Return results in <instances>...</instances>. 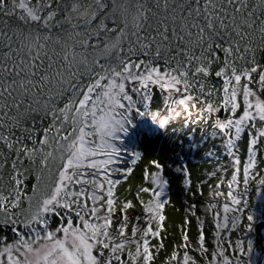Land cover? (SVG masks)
I'll use <instances>...</instances> for the list:
<instances>
[{
    "label": "snow or ice",
    "instance_id": "6c2138e0",
    "mask_svg": "<svg viewBox=\"0 0 264 264\" xmlns=\"http://www.w3.org/2000/svg\"><path fill=\"white\" fill-rule=\"evenodd\" d=\"M258 52L264 0H0V226H12L15 236L0 235V264H154L170 202L165 164L151 160L154 170H143L147 186L135 193L136 203L117 194V174L126 180L133 171L121 167L125 156L135 165L142 155L119 147L134 117L165 131L175 120L203 122L210 138L222 141L230 178L210 186L201 206L214 250L206 246L205 218L191 204L193 250L207 264H250L253 240L229 237L252 231L242 224L245 197L251 182L264 188ZM157 96L163 114L152 111ZM169 167L190 189L188 165ZM197 194L203 196L200 185ZM137 205L142 214L130 227L128 212ZM183 232L168 264H198Z\"/></svg>",
    "mask_w": 264,
    "mask_h": 264
},
{
    "label": "rangeland",
    "instance_id": "374dc122",
    "mask_svg": "<svg viewBox=\"0 0 264 264\" xmlns=\"http://www.w3.org/2000/svg\"><path fill=\"white\" fill-rule=\"evenodd\" d=\"M261 55V54H260ZM262 58V57H261ZM260 61L262 62L263 60ZM263 59V58H262ZM264 62V61H263ZM152 108L156 109V108H160L162 110H160V113L163 114L166 111V107L163 103V100L157 96L154 98L153 103H152ZM142 120V119H141ZM202 126L205 128V125L203 124V122H201ZM143 124L146 129L148 131H150L154 136L157 135H172V137H177V140H182L184 135H189L190 129H191V125H185L183 122V119L180 120H175L171 122V126L167 127V130H161L158 128V126L156 124H154L150 118H143V121L140 123ZM184 124V127L182 128L181 125ZM203 127H199L200 129H204ZM185 130V131H184ZM184 134V135H183ZM124 137H122V142L119 144H125L127 142H123ZM242 141V140H241ZM181 147V149H180ZM178 146V148L180 150L178 151H182L184 153H182L181 156H179L180 158H176L175 153L173 152H168L162 153V157L165 159L162 161L163 164H165V175L167 176V178L172 179L171 181L174 183L175 191L181 192L179 193V196L177 195L178 198V202L176 200V193L173 192V190H170V193H168V199H169V204H167L163 210V214L166 216V220L164 222V228L163 231L161 232V235L163 237V244H164V248L162 249H158L157 253H156V258L154 261V264H168L169 261V257H170V253L173 251L174 246H178L181 244L182 242V236L184 234L183 229L184 227L186 229H191L192 227L194 228V230L198 231V227H197V222H196V218L191 217L189 212L187 211V209L190 207L191 204H197L198 202H202V204H205L206 202H209L210 198H209V191H210V186L214 187L215 184L218 182L219 179L224 178L225 181L227 179L230 178V174H231V167H230V163L231 161L222 163L223 167L227 168V174H222L221 172L217 171L216 168H212L209 169V173H213L216 172L215 176H209V175H203V172H206V170H208V164L206 165H202L201 169L198 167L199 163L198 161H196L199 157H198V150L196 148H194V150H190V152L192 151L193 155L191 160L185 162L183 160V156H186L187 158H189L190 156L187 155L185 152L188 149V147L185 146V143L183 144V146ZM190 149V147H189ZM223 152H225V150H223ZM127 153V152H125ZM130 153V152H129ZM157 152H151V153H141V159L139 161H137V163L135 165H132L130 160L131 157L130 156H125V160L127 161V163H124L121 165V167H128V165L130 164V167L133 169L132 173L130 175L127 176V179L125 180L123 178V176L121 177V175H117L119 177H116L118 179H121V184L117 187V194L120 198L121 201L123 200H133L134 203H136L134 197H135V193L137 192V190L141 187V186H147L145 184V182L142 179L143 176V170L147 167L149 168V170H154L151 168L150 165V161L151 160H157V159H152L151 157H153ZM191 155V154H190ZM227 155V154H226ZM189 156V157H188ZM228 156V155H227ZM242 160L246 158V150L244 149V151L242 152V154L240 155ZM231 159V156H228ZM202 158V157H201ZM160 161V160H158ZM181 161V162H179ZM203 161V160H202ZM161 162V161H160ZM180 163H186L188 165V170L191 173V181L192 180H196V175L198 174V178H200V183L202 184H198L196 182L193 183V185H191L190 189H185L183 186V180H184V176L181 177V182L178 183L179 179H176V172H174L173 167H169V165H175V164H180ZM205 164V163H204ZM257 171H259L262 175H264V155H261L258 158V168ZM202 172V173H201ZM192 176L194 178H192ZM200 185L203 189V196L197 194L195 196L191 195L192 192H197V186ZM184 190V191H183ZM186 190V192H185ZM226 190V187L225 189ZM183 195H185V201L183 199ZM187 195V197H186ZM142 198L147 201V199H149L148 194H142ZM248 200V207L246 209L245 212V219L242 221L243 225H247L248 223H251L252 225V231L247 233V235H244V229H238L235 232H232L230 234L231 237L230 239H237V238H243L245 240L251 238L254 242V250L253 252L250 254L251 255V261L250 264H264V241H262L261 239V234L258 232V230L256 229L257 223L264 220L262 217L264 215V188L259 187L255 182H251L250 184V188H249V192L247 194V196L245 197ZM183 201H182V200ZM223 199V198H221ZM189 201V202H188ZM177 202V203H176ZM198 206V205H197ZM129 216L131 217L130 220V227H131V223L135 222V216L136 215H141L142 214V208L139 207V205H137V207L134 210H129L128 212ZM248 214H252L253 215V221L252 222H248L246 220V216ZM263 214V215H262ZM197 215L201 216L202 218H207V216L202 212L201 208L197 207ZM188 219L190 221L189 224L185 225L184 221L185 219ZM192 222V223H191ZM3 227H7V226H0V229H2V235H4V232L6 235H13L12 238H10V240L15 239L14 233L11 230V233L8 232V230H6ZM12 226L9 225V228L11 229ZM1 231V230H0ZM194 233V232H193ZM196 233V232H195ZM194 233V234H195ZM129 234H130V228H129ZM189 235V251L191 249L197 248L196 242L192 241L193 236H190V233L188 232ZM262 235H263V239H264V228L262 229ZM191 237V238H190ZM233 240V241H234ZM195 241V240H194ZM153 243H157L155 240L153 241ZM261 245H263L261 247ZM209 248L210 251H212L213 249L210 246H207ZM190 254L193 255L192 251H190ZM197 254V253H196ZM193 255L197 258L198 264H207L206 261L203 260L202 257H200L198 259V255ZM229 254H232L231 256H235V255H239L238 253H233V252H229ZM241 259H246L248 260L249 257L247 256H242L240 257ZM210 259V257H209ZM244 259V260H245Z\"/></svg>",
    "mask_w": 264,
    "mask_h": 264
},
{
    "label": "trees",
    "instance_id": "16d2710c",
    "mask_svg": "<svg viewBox=\"0 0 264 264\" xmlns=\"http://www.w3.org/2000/svg\"><path fill=\"white\" fill-rule=\"evenodd\" d=\"M262 53L263 52H258L257 53V59L258 60H260V58L262 57ZM261 60H262V58H261ZM164 108H166V107H164ZM162 109H160V108L153 109L152 108V111L153 112H156V111L160 112V110H162ZM134 119H135V122H134L135 123V127L130 130L129 135L124 136L123 142L124 143L127 142V143L119 144V147L124 152L129 153V152H132V151H139L141 153H148V154L151 153V152L152 153L153 152H157V153H154L155 155L153 157H151V158L160 160L161 163H162V161L165 160L162 157V153L163 152H165V153H168V152H172L173 153L174 152L175 156L177 158V157L181 156L182 153H184L183 151L181 153V151H178V150H180L181 149L180 146L181 145L183 146V144L185 143V146L188 147V149L186 150L185 153L187 155H189L190 157L188 156L189 158H187L186 156H183L182 158L185 159L186 162H187L188 160L190 161L191 158H192V155H193L192 151L194 150V148L192 147V144L195 143V144L198 145V147H196V149L198 150L197 153H198V157H199L196 160L199 163L198 167L201 169L202 165H206L207 166V163H209L208 166H207L208 170H206V172H203V175H206V176L207 175L210 176L209 172H211V171H209V169H212V168H216L217 169V168L223 167L222 163H225V162L228 163V161H231V159L226 155V152H223L224 148L222 146V141L220 139H215V140L211 139L210 136H209L210 128H206V127L204 128L201 125L202 123L192 124V125L190 124L191 126L190 125L189 126L191 127V129H190L191 132H189V135L186 136V135L183 134L184 135L183 139L182 140H177V137H172V135H168L167 136L166 134L165 135H160L159 134L157 136H154L150 131H148V130L144 131L143 130L146 127L143 128V126L142 127L139 126V122H140L141 118L134 117ZM181 126H182V128L184 127V125H181ZM199 127H203L204 129H200ZM181 142H183V143L181 144ZM178 146L180 147V149L178 148ZM189 147H190V149H189ZM244 149L246 150V145H245L244 140L242 139V141H240V144H239V154L240 155L242 154ZM190 150H192V151L190 152ZM210 153L213 154L211 157L209 155ZM179 162H181V161H179ZM198 176L199 175L197 174L196 177H195L196 180H192L191 181V185H193L194 182H196L198 184H202V183H200L201 179L198 178ZM176 177H177L176 179H179L178 183H180L181 182L180 178L183 177L182 174L176 173ZM192 178H194V177L192 176ZM171 180L172 179H170V185H169L168 190L169 189L173 190V192L176 193L175 194L176 195V200L178 202L177 195L179 196V193H181V192H178V191L174 190L175 185H174V183ZM170 190L168 191L169 193H170ZM185 192H186V190H185ZM183 196H184L183 197V199H184L185 195H183ZM186 197H187V195H186ZM202 203H203V201L202 202L200 201V202L197 203L198 208H201V206L204 205ZM262 217H264V215ZM205 221H206V223H205L206 246H210L214 250L215 237L212 235L213 227H212V225L210 223V217H207L205 219ZM3 228H5L6 230H8L9 233H11V229L9 228V226L3 227ZM184 229H186V228L184 227ZM0 230H1L0 231V235H2L3 234L2 233L3 230L2 229H0ZM5 232H4V235H2V236H6L9 239V241H11L10 238H12L13 235L12 236L11 235H6ZM187 232L190 233V236L194 235L193 238H192V241L196 242L197 239H198V231L194 230V228L192 227L189 230L187 229ZM193 232L194 233L196 232V233L194 234ZM231 237H233V236H230L229 238H231ZM232 240H234V238ZM196 245L198 247L197 243H196ZM225 246H227V245H225ZM190 251H192L193 255L196 254V252L193 249H191ZM196 255H198V254H196ZM229 255L231 256L232 254H229ZM199 258H200V256L198 255V259Z\"/></svg>",
    "mask_w": 264,
    "mask_h": 264
},
{
    "label": "water",
    "instance_id": "95a60500",
    "mask_svg": "<svg viewBox=\"0 0 264 264\" xmlns=\"http://www.w3.org/2000/svg\"><path fill=\"white\" fill-rule=\"evenodd\" d=\"M262 60L264 61V52L262 53ZM264 228V220L260 221L257 223L256 229L258 230V232L261 234V239L262 241H264L263 239V235H262V229ZM263 245H261L262 247ZM264 247V246H263Z\"/></svg>",
    "mask_w": 264,
    "mask_h": 264
}]
</instances>
